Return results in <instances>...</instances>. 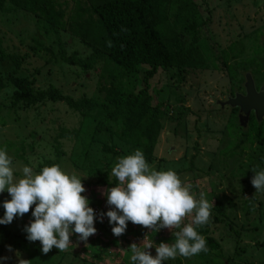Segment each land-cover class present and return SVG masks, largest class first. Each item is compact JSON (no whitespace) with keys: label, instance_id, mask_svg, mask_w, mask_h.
I'll use <instances>...</instances> for the list:
<instances>
[{"label":"rangeland","instance_id":"374dc122","mask_svg":"<svg viewBox=\"0 0 264 264\" xmlns=\"http://www.w3.org/2000/svg\"><path fill=\"white\" fill-rule=\"evenodd\" d=\"M60 1L64 7L67 6L64 9V21H66L75 9L74 0ZM78 2L85 4V0ZM193 2L197 4L202 17L209 18L208 27L204 29L202 37L211 42L216 41L218 44L216 45L223 49L230 44H243L245 49L243 56L236 62L231 61V66L238 69L239 66L235 64L240 63L243 71L244 68L249 69L246 62L253 58L252 54L255 51L254 56L263 68V74L260 70L258 76L261 83L253 79L258 90L264 84L262 78L264 39L260 37L261 33L264 34V0H193ZM6 6L11 5L7 2ZM40 25L35 16L21 11L10 14L0 13V37L3 49L8 54L26 57L18 76L35 78L33 86L35 90L54 86L64 95L75 100L91 97L98 85L95 84L97 80L91 77L90 72L83 74L81 70L67 68L59 59L56 63L47 62L50 59L48 55L35 51L37 48H34V40L42 42L45 47L51 46L54 54L58 51L55 38L46 35ZM60 39L68 53L76 52L83 57L88 55L87 50L77 41L75 42L69 31L61 34ZM98 68L99 66L96 67L97 73H99ZM12 69L13 66L9 62H0V79L6 81ZM171 74L172 72L158 71L150 80L149 93L154 97L152 102L155 104L157 94L160 100L166 102L168 93H175L177 100L179 98L183 100L181 105L184 109L176 111L174 103L170 106L169 116L173 118L162 124V131L154 151L155 159L150 166L156 170L176 171L185 184L193 185L192 192L197 198L200 192L205 193V197L214 203L212 209L220 202L223 218L219 217L221 223H215L213 217L215 214H212L209 230L210 236L220 247L221 257L224 258L222 264H259V262L264 264L260 247L264 240V192H256L251 184L254 175L251 169L255 168L259 171L264 168V149L255 145L251 149H246L245 156L241 158L228 153L231 146L236 143L237 136L234 129L228 131L227 121L234 116L238 118V110L219 106L229 96L244 93L245 75L242 74L243 78L239 75L238 81H234L229 79L226 72L197 71L186 75L183 83L176 84L170 79ZM144 75V70H141L135 79L140 87H144ZM170 83H174V89L177 87L173 92L169 90ZM14 91L12 85L6 84L5 89L0 92V148L6 147L9 156L13 159L14 174L20 177V169L24 165L36 163L35 171L38 172L46 162H55L52 146L58 129L60 127L67 130L78 129L80 117L68 110L64 104L51 102L38 104L29 109L10 111L7 107L10 105ZM195 114L199 116L203 114V116L197 118ZM246 128L247 125L243 131ZM79 131L80 141L84 140L86 143L92 133V124L86 122ZM59 143L65 154L58 164L65 172L75 171L80 176H86L82 178L86 189L82 195L89 199V206L93 209H95L93 201H96L94 196L101 198V208L104 211L98 210L97 215L106 213L109 210L106 196L103 195L106 188L87 185L91 181L87 174L88 164L98 159L101 146L98 144L90 146L87 153L91 161L86 162L81 150L82 144L74 140H61ZM243 147L249 148L246 145ZM123 155L129 153L125 151ZM24 160L27 163H24ZM74 163H77V168L74 167ZM101 166L99 164V167ZM10 198L6 191L0 193V206L3 207V202ZM32 219L31 214L15 218L7 225L6 236L2 232L4 225H0V257H7L0 259V264H18V259H27L31 264H132L130 259L132 252L129 247L132 243L143 248L144 243L153 241V248L148 251L155 256V246L161 242L174 243V233L177 231V229L171 231L161 229L158 232H151L147 228L128 222L126 232L136 230L137 237L126 235V232L119 237L115 236V246L110 247V251L104 254L100 261L95 262L94 254L96 255L107 241L100 230L102 225L106 226L108 221L106 216L103 222L96 221L95 235L90 236L87 241H81L74 233L70 237L72 245H69L68 250L61 252L54 247L53 256L50 253H42L39 241L30 242L26 239L24 227ZM191 219V216L186 217L185 223L191 222ZM9 245L11 251L8 249ZM178 259L182 264H206L202 260L195 259L194 256L191 258L178 256L163 264H174Z\"/></svg>","mask_w":264,"mask_h":264},{"label":"trees","instance_id":"16d2710c","mask_svg":"<svg viewBox=\"0 0 264 264\" xmlns=\"http://www.w3.org/2000/svg\"><path fill=\"white\" fill-rule=\"evenodd\" d=\"M7 2L10 7L6 6ZM66 7L60 0H0V13L21 11L33 15L41 23L45 34L55 38L58 46L56 54L51 46L45 47L38 40L33 41L34 48H37L35 51L48 55L50 59L47 62L56 63L59 59L67 68L81 70L83 74L90 72L91 77L97 80V90L91 97L76 100L64 95L54 86L35 90V78L18 76L26 57L6 53L0 37V62H9L13 66L6 81L0 79V92L5 89L6 84L14 87L15 91L7 107L10 111L29 109L51 102L64 104L68 110L80 117L78 129H58L52 146L56 160L48 161L45 165L58 164L64 157L65 153L59 143L61 140H74L82 144L81 150L86 162L91 161L87 153L90 146L98 144L101 146L100 156L87 167V174L91 179L87 183L89 186H116L118 181L111 175V169L118 159L124 156L125 151L132 154L136 149H140L149 165L153 163L162 124L173 118L169 116L170 106L174 103L176 111L184 109L181 105L183 100H177L175 93H168L166 102L160 100L157 94L153 104L154 97L149 93V82L158 71L172 72L170 79L176 84L183 83L186 75L197 71L226 72L229 79L234 81H238L239 75L243 78L242 74L248 72L259 82V71L262 70L263 74V68L254 56L255 51L253 58L246 62L249 69L244 68L243 71L240 63L235 64L239 66L235 69L230 62H236L243 56V44H230L223 49L217 46L216 41L211 42L202 37L204 29L208 27L209 18L202 17L193 0H85V4L74 0L75 9L70 13L68 20L64 21ZM68 31L75 42L87 50L86 57L65 51V44L61 42L60 35ZM260 37L264 39V34L261 33ZM141 70L145 73L144 87L135 82ZM262 78L264 79V76ZM174 83L169 84L170 92L177 88L174 89ZM194 116L201 118L203 114ZM86 122L92 124V133L86 141L87 144L84 140L80 141L79 131ZM227 125L228 131L234 129L237 136L236 143L228 150L231 155L244 157L246 149L255 145L264 149L263 119L257 122L251 114L245 131L236 116L230 118ZM245 145L249 148L244 149ZM195 149L197 150V147ZM21 159L23 160V155ZM24 163L27 161L24 160ZM99 164L102 166L99 167ZM73 165L77 168V163ZM94 198V211L103 212L102 199L97 196ZM218 204L211 210V215L215 214V223H221L219 217L223 218L222 206L220 202ZM28 214H31V210ZM3 215L4 209L0 206V217ZM113 226L107 221L106 226L102 225V229L100 228L107 241L97 254H94L95 262L100 261V258L110 251V247L115 246V236L111 231ZM209 226L210 221L197 229L205 237L208 251L201 252L194 258L206 264H222L224 258L221 257L218 243L210 236ZM2 232L5 236L8 234L7 225H4ZM125 234H131L133 237L138 235L136 230ZM260 247L264 258V240ZM54 252L53 247L49 253L53 256ZM174 264L182 263L178 259Z\"/></svg>","mask_w":264,"mask_h":264},{"label":"clouds","instance_id":"9594fccd","mask_svg":"<svg viewBox=\"0 0 264 264\" xmlns=\"http://www.w3.org/2000/svg\"><path fill=\"white\" fill-rule=\"evenodd\" d=\"M36 167V163L24 165L20 177H16L12 157L6 147L0 148V193L6 191L11 197L3 202L0 225L11 224L14 218L31 210L33 219L24 232L28 241L40 242L43 254L53 247L67 251L74 233L81 241H87L97 232L96 221L103 222L104 216L114 225L111 231L116 237L126 232L128 222L151 232L177 229L174 243L156 245L155 256L148 251L153 248V241L144 243L143 248L132 243L129 246L132 264H163L178 256L191 258L208 251L206 239L197 229L209 223L214 203L203 192L197 198L192 192L193 185L185 184L176 171L150 166L140 149L120 157L112 167L111 175L118 184L103 191L109 210L99 215L82 195L86 191L82 178L86 176L65 172L57 163L45 165L38 172ZM251 171L254 173L251 184L256 192H264V168ZM189 216L191 222L185 223ZM8 249L12 250L10 245ZM18 264L31 261L18 259Z\"/></svg>","mask_w":264,"mask_h":264},{"label":"water","instance_id":"95a60500","mask_svg":"<svg viewBox=\"0 0 264 264\" xmlns=\"http://www.w3.org/2000/svg\"><path fill=\"white\" fill-rule=\"evenodd\" d=\"M243 89V94H236L220 103L221 107L225 105L238 110V122L241 127L247 125L251 114L257 122L264 118V84L257 90L251 75L245 74Z\"/></svg>","mask_w":264,"mask_h":264},{"label":"flooded vegetation","instance_id":"af4514ba","mask_svg":"<svg viewBox=\"0 0 264 264\" xmlns=\"http://www.w3.org/2000/svg\"><path fill=\"white\" fill-rule=\"evenodd\" d=\"M235 95H236V94H235ZM229 97H231V96H229ZM229 97H228V98H229ZM233 97H234V96H233ZM233 97H231V98H233ZM225 101H226V100H225ZM225 101H222L221 103H224ZM219 106H220V104H219ZM225 107H229V106H225V105L222 106V108H225ZM229 108H230V107H229ZM259 264H262V262H259Z\"/></svg>","mask_w":264,"mask_h":264}]
</instances>
